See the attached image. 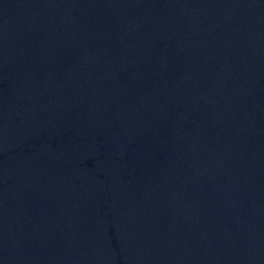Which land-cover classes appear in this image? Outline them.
I'll return each instance as SVG.
<instances>
[{"label":"water","instance_id":"obj_1","mask_svg":"<svg viewBox=\"0 0 264 264\" xmlns=\"http://www.w3.org/2000/svg\"><path fill=\"white\" fill-rule=\"evenodd\" d=\"M0 264H264V0H0Z\"/></svg>","mask_w":264,"mask_h":264}]
</instances>
